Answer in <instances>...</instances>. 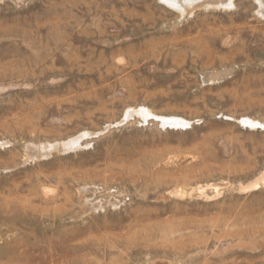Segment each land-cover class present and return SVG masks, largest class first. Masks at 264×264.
Segmentation results:
<instances>
[{
    "label": "rangeland",
    "instance_id": "rangeland-1",
    "mask_svg": "<svg viewBox=\"0 0 264 264\" xmlns=\"http://www.w3.org/2000/svg\"><path fill=\"white\" fill-rule=\"evenodd\" d=\"M0 264H264V0H0Z\"/></svg>",
    "mask_w": 264,
    "mask_h": 264
}]
</instances>
